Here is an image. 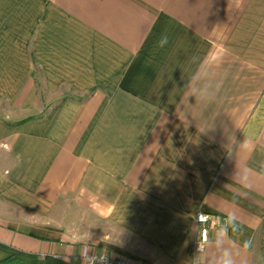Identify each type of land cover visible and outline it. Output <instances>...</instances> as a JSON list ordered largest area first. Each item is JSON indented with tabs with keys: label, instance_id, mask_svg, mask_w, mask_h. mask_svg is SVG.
<instances>
[{
	"label": "crops",
	"instance_id": "0c3cea01",
	"mask_svg": "<svg viewBox=\"0 0 264 264\" xmlns=\"http://www.w3.org/2000/svg\"><path fill=\"white\" fill-rule=\"evenodd\" d=\"M2 102L0 261L264 264V0H0Z\"/></svg>",
	"mask_w": 264,
	"mask_h": 264
},
{
	"label": "built area",
	"instance_id": "2783aa9c",
	"mask_svg": "<svg viewBox=\"0 0 264 264\" xmlns=\"http://www.w3.org/2000/svg\"><path fill=\"white\" fill-rule=\"evenodd\" d=\"M225 216L212 215L199 211L195 216V231L190 246L188 264H201V255L206 251L212 232L222 231L227 227ZM81 264H155L154 262L126 257L112 256L97 252L90 244H84L79 256Z\"/></svg>",
	"mask_w": 264,
	"mask_h": 264
},
{
	"label": "trees",
	"instance_id": "16d2710c",
	"mask_svg": "<svg viewBox=\"0 0 264 264\" xmlns=\"http://www.w3.org/2000/svg\"><path fill=\"white\" fill-rule=\"evenodd\" d=\"M12 251V255L0 261V264H76L57 255H41L21 249Z\"/></svg>",
	"mask_w": 264,
	"mask_h": 264
},
{
	"label": "rangeland",
	"instance_id": "374dc122",
	"mask_svg": "<svg viewBox=\"0 0 264 264\" xmlns=\"http://www.w3.org/2000/svg\"><path fill=\"white\" fill-rule=\"evenodd\" d=\"M36 74H37V80H38V87L40 89V92L42 93L41 97L43 98V93L46 92V99L45 100H41L40 102V106H45V111L43 112H38L39 115L41 114H44V113H47L46 110L49 108V105H50V99H51V94L49 93V91H44V89L46 90V88L43 86V78H42V72L38 69L36 71ZM44 95V96H45ZM58 98V97H57ZM44 99V98H43ZM11 109V108H10ZM5 110H9V107L6 105V103L2 102L0 103V114L3 113L5 116H6V112L4 113ZM37 113V112H36ZM36 115V114H35ZM38 116V115H36ZM8 117V116H6ZM39 117V116H38ZM1 118V117H0ZM19 118L18 115H10V117H8L7 119H10V120H13V119H17Z\"/></svg>",
	"mask_w": 264,
	"mask_h": 264
},
{
	"label": "clouds",
	"instance_id": "9594fccd",
	"mask_svg": "<svg viewBox=\"0 0 264 264\" xmlns=\"http://www.w3.org/2000/svg\"><path fill=\"white\" fill-rule=\"evenodd\" d=\"M167 42V37H163L160 41L161 46ZM246 247H250V242H246Z\"/></svg>",
	"mask_w": 264,
	"mask_h": 264
}]
</instances>
